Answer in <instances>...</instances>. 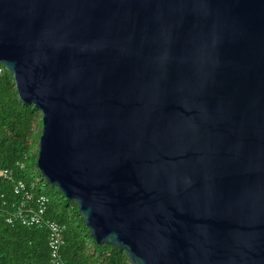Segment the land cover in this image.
<instances>
[{
  "label": "water",
  "instance_id": "95a60500",
  "mask_svg": "<svg viewBox=\"0 0 264 264\" xmlns=\"http://www.w3.org/2000/svg\"><path fill=\"white\" fill-rule=\"evenodd\" d=\"M35 165L131 264H264V0H0Z\"/></svg>",
  "mask_w": 264,
  "mask_h": 264
},
{
  "label": "trees",
  "instance_id": "16d2710c",
  "mask_svg": "<svg viewBox=\"0 0 264 264\" xmlns=\"http://www.w3.org/2000/svg\"><path fill=\"white\" fill-rule=\"evenodd\" d=\"M40 133V112L19 98L6 70L0 78V170L9 171L11 179L0 176V264H50L47 229L6 221L11 204L19 198L13 191L18 180L31 195L49 197L46 216L65 226L60 253L66 264H131L124 251L93 241L76 204L41 176L35 165Z\"/></svg>",
  "mask_w": 264,
  "mask_h": 264
},
{
  "label": "built area",
  "instance_id": "2783aa9c",
  "mask_svg": "<svg viewBox=\"0 0 264 264\" xmlns=\"http://www.w3.org/2000/svg\"><path fill=\"white\" fill-rule=\"evenodd\" d=\"M5 72V67L0 64V78ZM0 176L11 179L7 170H0ZM13 191L19 198L11 204L6 214V221L10 224L20 223L27 227H44L47 229L50 264H66L60 253L65 245V226L46 216L49 197L43 193L31 195L28 186L21 180L14 182Z\"/></svg>",
  "mask_w": 264,
  "mask_h": 264
},
{
  "label": "rangeland",
  "instance_id": "374dc122",
  "mask_svg": "<svg viewBox=\"0 0 264 264\" xmlns=\"http://www.w3.org/2000/svg\"><path fill=\"white\" fill-rule=\"evenodd\" d=\"M49 186H51V185L49 184Z\"/></svg>",
  "mask_w": 264,
  "mask_h": 264
}]
</instances>
